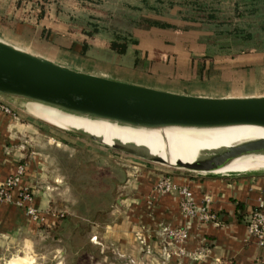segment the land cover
Segmentation results:
<instances>
[{"label": "crops", "instance_id": "0c3cea01", "mask_svg": "<svg viewBox=\"0 0 264 264\" xmlns=\"http://www.w3.org/2000/svg\"><path fill=\"white\" fill-rule=\"evenodd\" d=\"M235 1L238 0H46L41 14L26 19V8L19 0H0V40L67 68L126 83L172 91L157 85L201 82L207 90H212L208 89L211 84L216 86V92L207 96L251 95L255 91L254 73L236 69L235 62L255 70L263 61L262 52L227 57L219 51L211 55L206 41L209 36L202 31L199 20L179 16L183 9L196 13L234 5ZM253 4L257 6L256 1ZM111 13L125 16L119 20L113 15L97 19ZM131 13L132 22L138 23L124 33ZM111 42L129 44L130 48L118 53L109 47ZM211 60L223 65L210 70ZM33 118L39 122L27 119L21 123L16 116L0 112V182L14 172L18 155L24 153L17 144L19 126L36 128L41 135L49 132L50 124ZM43 125L46 131L39 128ZM128 167L115 213L111 211L98 230L91 227L90 251L78 252L85 259L82 264H264L263 249L247 236L245 228V218L253 208L264 211V170L183 172L140 163ZM30 168L24 167L18 187H32L30 204L44 220L31 221L24 214V205L1 203L0 259L2 240L10 243L19 237L28 241L45 236L40 225L49 227L61 221L47 211L50 186L40 185L30 177ZM163 178L175 186L188 187L196 204L208 198L207 207L219 223L183 219L175 190H153ZM177 226H186L188 237L179 246L165 244L162 228ZM178 248L183 254H178ZM59 253L64 257L66 251L63 248ZM58 264L64 262L59 260Z\"/></svg>", "mask_w": 264, "mask_h": 264}, {"label": "rangeland", "instance_id": "374dc122", "mask_svg": "<svg viewBox=\"0 0 264 264\" xmlns=\"http://www.w3.org/2000/svg\"><path fill=\"white\" fill-rule=\"evenodd\" d=\"M45 1L19 0L22 7L26 8V19H29L31 15L41 14ZM255 1L257 6L253 4ZM234 3V5H225L219 9L207 11H197L196 9V13H189L183 9L185 11L178 15L182 18L195 17L199 20L198 22L202 24V31L207 32L209 36L206 41L209 43L208 48L211 55L219 51V54H224L227 57L241 56V54L254 51L262 52L263 61L255 70L247 64H243L242 67L241 62H235L238 65L235 68L253 71V80L255 81L253 93L264 94V0H238ZM112 15L118 20L125 16L111 13V15H100L97 19H104L107 16L111 18ZM128 16L131 22L128 23L129 28L122 31L124 33L125 30L129 31L138 23L132 22V13ZM98 22L95 24L105 23ZM115 23L117 24V22ZM128 35H130L129 32ZM109 47L118 53H123L125 49L130 48L129 44L116 42H111ZM121 48L123 51H119ZM221 65H223L222 62L218 63L212 60L209 62L210 70L213 66ZM248 83L246 82L247 85ZM203 86L204 84L201 82L199 84L185 83L183 86L157 85V87L169 88L172 90L171 92L190 93V95L207 96L216 92L214 90L216 86L213 84L208 87L212 90L204 89ZM157 89L162 90L161 88ZM0 101L11 108L10 116H16L17 119L22 120L19 122L23 123L27 119L35 120L24 112L23 101H19L18 98L7 100L0 96ZM64 122L78 127L89 125L80 120L64 119ZM39 128L46 131L45 125ZM39 131L36 128L34 130L29 126L25 127V124L19 126L17 144L24 153L18 155L17 164H23L24 167L29 165L30 171H32L29 174L30 177L35 178L40 185L50 186L47 207L50 209L47 211L53 212L55 215L62 214L61 221L59 224L49 225V227L40 225V229L46 233L45 236H36L28 241L19 237L10 243L2 240L3 253L0 264H58L59 260H62L64 264H82L85 259L78 252L87 253L90 251L89 238L93 234L91 227L95 226L98 230L102 221H106L107 217L111 216L109 215L111 211L116 209V202L123 194L122 185L127 176L128 165L140 163L146 166L152 165L164 169L193 172L184 168L150 162L52 125L49 126V132L58 134L57 136L61 138L55 137L49 132L41 135ZM27 136H30L31 139H28ZM48 137L54 138L55 141ZM257 169L263 171L264 166L258 165ZM26 188L29 191L32 190L31 186ZM13 206L20 207L14 204ZM113 212L115 213V211ZM25 216L27 217L26 214ZM63 248L66 251L64 257L59 253ZM84 253L83 256L88 260Z\"/></svg>", "mask_w": 264, "mask_h": 264}, {"label": "water", "instance_id": "95a60500", "mask_svg": "<svg viewBox=\"0 0 264 264\" xmlns=\"http://www.w3.org/2000/svg\"><path fill=\"white\" fill-rule=\"evenodd\" d=\"M0 96L156 123L264 125V94L211 97L159 90L76 71L2 40ZM113 147L150 162L161 161L135 149ZM261 150L264 139L246 142L217 162L198 163L192 170L213 172L238 154Z\"/></svg>", "mask_w": 264, "mask_h": 264}, {"label": "bare ground", "instance_id": "6f19581e", "mask_svg": "<svg viewBox=\"0 0 264 264\" xmlns=\"http://www.w3.org/2000/svg\"><path fill=\"white\" fill-rule=\"evenodd\" d=\"M30 115L75 135L109 147L131 148L157 156V163L176 168L192 169L198 163L217 162L224 154L246 142L264 139V125L234 123L223 125H181L131 120L87 110L65 108L38 101L23 102ZM80 120L87 127L64 122ZM264 166V151L238 154L213 172H253Z\"/></svg>", "mask_w": 264, "mask_h": 264}, {"label": "built area", "instance_id": "2783aa9c", "mask_svg": "<svg viewBox=\"0 0 264 264\" xmlns=\"http://www.w3.org/2000/svg\"><path fill=\"white\" fill-rule=\"evenodd\" d=\"M10 111V107L0 101V112L10 114ZM23 171V164H17L14 172L6 176L0 182V203L10 202L20 207L24 205L23 208L27 217L33 222L42 223L44 220L42 214L30 204L31 191L26 187H18ZM14 189H17L15 197L12 196ZM153 190L158 193L175 190L178 195V210L183 219L189 222L198 220L213 224L219 223L216 214L207 207L209 203L208 198H205L200 204H196L188 187L183 185L175 186L168 178H163L154 184ZM153 199L154 197H151V200ZM53 216L60 218L62 214L58 213L55 215V213H53ZM245 228L247 236L252 238L255 244L264 251V211L260 207L253 208L247 214L245 218ZM187 237L188 229L186 226H177L174 228L165 227L162 228L161 231V238L167 245H182ZM177 252L178 254H183L180 248H178Z\"/></svg>", "mask_w": 264, "mask_h": 264}, {"label": "trees", "instance_id": "16d2710c", "mask_svg": "<svg viewBox=\"0 0 264 264\" xmlns=\"http://www.w3.org/2000/svg\"><path fill=\"white\" fill-rule=\"evenodd\" d=\"M119 51H123V49L121 48Z\"/></svg>", "mask_w": 264, "mask_h": 264}]
</instances>
